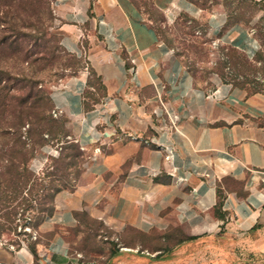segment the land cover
Segmentation results:
<instances>
[{
	"label": "crops",
	"instance_id": "crops-1",
	"mask_svg": "<svg viewBox=\"0 0 264 264\" xmlns=\"http://www.w3.org/2000/svg\"><path fill=\"white\" fill-rule=\"evenodd\" d=\"M150 2L169 24L187 15L218 43L262 63L254 25L264 17V1L246 23L231 24L221 6ZM54 12L62 47L85 66L53 84L49 97L67 119L65 134L88 159L76 186L56 194L40 224L41 233L55 235L37 245L39 261L3 237L0 264H82L68 235L83 215L103 222L120 242L111 264H175L168 255L152 261L160 253L136 242L137 233L148 241L172 232L182 239L234 237L264 254V93L222 82L212 91L198 86L138 0H56ZM91 72L101 94L89 83ZM89 91L98 99L87 110ZM172 112L180 115L178 130L160 132L156 114L170 124ZM160 146L173 148L171 161Z\"/></svg>",
	"mask_w": 264,
	"mask_h": 264
},
{
	"label": "rangeland",
	"instance_id": "rangeland-1",
	"mask_svg": "<svg viewBox=\"0 0 264 264\" xmlns=\"http://www.w3.org/2000/svg\"><path fill=\"white\" fill-rule=\"evenodd\" d=\"M263 1L199 0L200 3H205L209 9L207 11L216 6L223 7L231 23H246L262 6ZM138 2L145 15L156 25L162 39L181 55L188 70L196 75L194 81L198 86L212 91L218 82H222L242 88L249 94L264 93V51L262 63L258 65L243 52L218 43L198 21L199 26L191 20H181L171 25L166 21L164 13L150 0ZM29 3L30 1L26 0L23 8L27 9ZM50 10L51 15L43 8L37 18L32 20L23 13L22 20H16L18 30L14 35L6 33L3 26L0 28V37L3 34L11 41L10 44H0V69L9 73V97L12 98L11 105L16 114L23 110L32 116L34 114L32 103H41L38 102L41 100L39 91L49 95L50 87L59 79L85 66L84 60L75 58L61 45L63 33L61 23L55 16L52 0ZM254 29L264 50V17L254 25ZM59 45L67 54L56 51ZM54 54L55 60L52 64H47L50 60L48 56ZM6 82L8 79L4 80L2 86H5ZM97 82L96 79H91L89 83L99 89ZM86 97L90 98L88 104H91L92 99H98L97 94L91 91ZM51 113L61 126V131L56 137L45 134V145L35 151L29 162L30 169L43 180L32 181L24 190L19 181L18 171L14 169L11 176L2 177L0 181V229L4 232L0 238L4 237L11 243L24 241L27 236H30L29 240L32 241L38 238L42 243L46 242L48 234L41 233L39 227L47 216L46 213H51L53 208L54 193L50 190V185L62 186L63 190L73 189L88 159L82 149L79 151L75 147L77 145L75 140L65 134L66 117L59 113L56 116L54 110ZM26 129L28 126L23 128V132ZM15 157L19 158V154ZM63 173L67 175L62 177ZM49 174L51 175L46 177ZM52 180H55L53 184ZM29 191L35 193L39 199L38 203L42 198H46L48 212H39L36 201L34 208L28 212L18 209L17 206L23 196H27ZM6 199L10 200V203H7L8 208L3 204ZM14 208L18 209L15 217L12 215L13 212H10ZM104 227L103 222L90 216L80 217V225L68 235L70 252L80 256V263L111 264L119 251L120 242ZM136 242L150 252L159 250L160 255H155L157 257L168 255L175 264H264V254L252 253L250 249L244 247L245 241L234 237L190 240L182 239L176 232H172L166 235L165 239L153 238L148 241L138 238ZM157 257L151 258L152 261H156Z\"/></svg>",
	"mask_w": 264,
	"mask_h": 264
},
{
	"label": "trees",
	"instance_id": "trees-1",
	"mask_svg": "<svg viewBox=\"0 0 264 264\" xmlns=\"http://www.w3.org/2000/svg\"><path fill=\"white\" fill-rule=\"evenodd\" d=\"M26 0H0V28L3 26V29L6 33H10L14 35L17 32V22L16 20H22L23 13L27 16L28 19H36L39 12L44 8V11L52 14L50 10V0H28L29 6L27 9L23 8ZM193 4L199 7V9L209 10L205 3H200L199 0H189ZM38 9V10H37ZM181 20H191L199 26L197 20L190 18L187 15L180 14L178 22ZM165 21V19H164ZM228 24H231L228 17ZM1 33V32H0ZM165 42V41H164ZM10 44V38L6 37L2 34L0 37V44ZM166 43V42H165ZM60 44V43H59ZM167 44V43H166ZM56 51L58 53L67 52L59 45L56 47ZM180 57L181 55L178 54ZM47 57V56H45ZM50 60H48L47 64H52L53 60H55L54 56H48ZM185 64V63H184ZM193 77L196 80V75L194 73ZM91 79H96L99 84V89H102V85L100 80L95 76L93 72H91ZM9 73L7 71H3L0 69V181L2 177L11 176L13 174L14 169L18 171V177L20 184L23 189L28 187L29 183L32 181H36V179L43 180L42 178H38L36 174L30 169L29 162L33 158L35 151L45 145L46 140L44 139L45 134L52 135L56 137L61 131V126L57 123V121L53 118L51 113L54 110L53 105L51 103V99L48 94L45 92L39 91L41 93V102L40 104H36V102L32 103L34 114L31 116L25 113L23 110L16 114V110L14 111L12 103V98L9 97L10 86H9ZM5 79H8L5 86H2V83ZM90 79V80H91ZM237 86V85H236ZM32 93V92H31ZM30 93V94H31ZM87 96V93H86ZM95 100V99H92ZM86 109H92V105L86 103ZM28 126V129L23 132V128ZM77 143V142H76ZM79 151L81 150L80 145L77 143L75 145ZM16 154H19V158L15 157ZM18 162V164H16ZM46 175L47 176H50ZM54 175H57V173ZM67 175L63 173L61 176L64 177ZM52 184L55 180L51 181ZM41 184V183H40ZM39 184V186H40ZM54 185H50V190L54 193V198L57 193L63 191L62 186L55 187ZM49 195V194H48ZM37 196L35 193L30 192L27 193V196H23L22 201L17 206L19 210L22 212H28L32 208H34V201L38 203ZM1 202V198H0ZM6 207L8 208V204L10 203L9 199L4 200ZM46 198H42L39 203V212H48ZM1 204V203H0ZM4 206V205H3ZM4 206V208H6ZM18 209H12L10 212H13V217L16 216ZM54 207L51 209V213L53 212ZM51 213H46V215H50ZM3 230L0 229V237L3 234ZM55 232L48 234L46 236V242L42 243L38 238L36 241L29 240L30 236L24 241H19L16 243H12L16 248L22 247V245H26L34 254L36 263L39 261V255L37 251V245L44 244L47 245L48 242L54 237ZM19 236V235H18ZM142 234L135 235V238H143ZM154 238H163V236H155ZM190 240H194V238H190ZM159 251V250H157ZM160 255V254H158ZM157 257V256H156ZM160 257H157L156 260H160Z\"/></svg>",
	"mask_w": 264,
	"mask_h": 264
},
{
	"label": "built area",
	"instance_id": "built-area-1",
	"mask_svg": "<svg viewBox=\"0 0 264 264\" xmlns=\"http://www.w3.org/2000/svg\"><path fill=\"white\" fill-rule=\"evenodd\" d=\"M52 5L53 7L56 6V0H52ZM54 114L57 116L58 112L54 110ZM158 117V123H159V131L160 132H170L171 130H178L179 122H180V115L178 112H172L168 113L169 119H170V124H167L164 122L162 116L160 114H156ZM160 148L164 154H165V159L168 161H171L173 159V148L168 147V146H160ZM174 175V174H173Z\"/></svg>",
	"mask_w": 264,
	"mask_h": 264
}]
</instances>
